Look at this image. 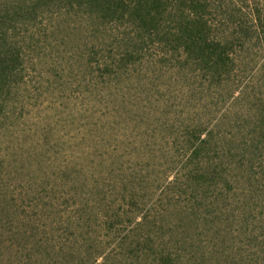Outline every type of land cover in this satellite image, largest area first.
<instances>
[{"label": "trees", "instance_id": "trees-1", "mask_svg": "<svg viewBox=\"0 0 264 264\" xmlns=\"http://www.w3.org/2000/svg\"><path fill=\"white\" fill-rule=\"evenodd\" d=\"M47 31L79 155L30 114ZM0 264H264V0H0Z\"/></svg>", "mask_w": 264, "mask_h": 264}, {"label": "rangeland", "instance_id": "rangeland-1", "mask_svg": "<svg viewBox=\"0 0 264 264\" xmlns=\"http://www.w3.org/2000/svg\"><path fill=\"white\" fill-rule=\"evenodd\" d=\"M49 33L52 37V33L47 31V33L36 34L35 37L32 36L33 38H31L33 40L40 39L46 48L42 50V53L35 49L30 52L29 77L31 79L32 96L30 114L31 116L41 115L46 121L52 122V125L57 127V135L77 134V136L71 138V143L74 145L72 148L76 153L89 142V140L82 142L80 136L93 126H90L88 122L96 116V114L91 115L93 109L90 110L87 107L89 101L85 97L82 98L83 94H80V90L84 88L82 83L87 82L83 75L85 63L80 59L85 47L81 48L79 46V39L60 37L63 35L61 34L59 36L53 35L58 39L53 38V43L56 46L51 48L49 46L50 37L49 41L46 40ZM40 54L44 55L43 58ZM42 92L44 93L41 94ZM77 115L79 116L77 122L70 124L69 121ZM80 118L82 124H78ZM65 119H69V124H66V126L62 122ZM53 121H58L59 124H55ZM33 132L31 130L32 134ZM68 145V143L63 145V149L68 148ZM69 153L71 154V152ZM19 176L14 173L11 177L6 176V178L16 179ZM13 183H16L15 180Z\"/></svg>", "mask_w": 264, "mask_h": 264}]
</instances>
